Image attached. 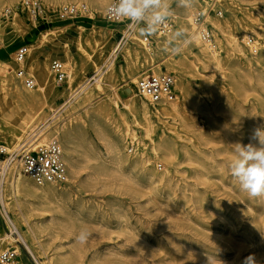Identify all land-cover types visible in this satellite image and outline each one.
Returning a JSON list of instances; mask_svg holds the SVG:
<instances>
[{"label":"bare ground","instance_id":"6f19581e","mask_svg":"<svg viewBox=\"0 0 264 264\" xmlns=\"http://www.w3.org/2000/svg\"><path fill=\"white\" fill-rule=\"evenodd\" d=\"M17 1L22 5L21 9H26L22 0H0V15L5 9V3ZM52 1L73 4L77 3L75 1L78 0ZM85 1L92 8L91 14L93 16H102L105 6L110 0ZM238 1L252 5L258 14L264 15L256 6L258 3L264 4V0ZM167 2L170 6L173 0H167ZM44 5L48 8L52 7ZM197 7L195 5L190 11L179 9L183 13L180 26L187 29L190 39L189 45L195 50L189 56L187 53L181 52L178 56L165 58L160 64L152 63L150 47L148 44H144L139 36H136L138 29L134 28V33L127 35V42L123 43V47L121 46L124 65L116 68L110 59L109 63L94 69V73H96L93 78L94 83L78 82L76 88L73 87L72 83L77 78L76 66L72 62L66 64L70 90L75 89L70 93L72 98L69 102L71 104H67L69 107L64 111L66 117L61 118L62 123L59 128L55 127L52 130L49 128L56 125L60 114L57 113L51 117L53 121L50 123L42 108L44 103L41 102V98H45L46 94L53 89L48 78L49 75L52 76L50 70L45 68L43 72V75H46L44 85L50 83L48 85L50 89L45 93L43 85L33 89L23 84L15 73V61L13 59L0 62V86L5 91H2V94L5 95L3 94L4 97L0 99V110L3 111L0 118H2L5 127L0 133V139L6 144L3 146L4 149L10 151L7 152L9 154L18 153L23 148L24 150L37 149L46 145L51 139H56L59 142L62 162L66 168V181L62 186L53 182L37 184L23 172L19 158L14 157L7 159V163L4 162L6 166L2 172V180H4L2 191L4 187L9 190L11 201L8 202L9 200L4 199V194L1 192L0 194L4 206L13 213L12 222L18 234H15V237L1 235L0 243L3 247L6 243L11 244L15 240H19L32 255L36 264H82V253L79 245L76 244L77 240L70 246L68 252L61 251L65 245L62 243L50 249L52 253L47 252L48 243L57 238L58 234L56 232L46 234L47 223L41 219L33 218L35 211L52 212L49 221L54 222L55 227L62 226L74 230L77 219L75 212L69 208V204L81 206V198L80 196L74 198L72 188H76L80 192H97L104 187V185L98 186L100 176L136 180L137 177L132 175L131 171L137 172L135 174L138 176L144 175L150 184L170 185L172 177L169 168L177 167L183 163L201 166L202 170H196L194 174L198 180L204 182L207 180L205 175V156L207 153L205 154L201 146L214 141L212 131L215 130L216 126L234 138L235 141L241 142L242 132L236 131L235 127L223 122L224 120L219 121L215 112L221 110L226 114L230 113L231 98L226 92V86L235 93L256 94L257 100H260L264 106V99H261L256 92V86L264 89V41L259 43L257 53L254 55L257 56L256 63L259 68L253 67L249 56L245 53L244 45L233 31L231 19L220 20L212 18L211 14L207 15L205 20L206 22L209 21L213 28L212 43L202 39L193 18ZM237 20L242 27L243 35L241 38L248 35L249 32H253L264 40V24L254 13L245 9L241 18ZM24 23L23 18L15 15L9 25L13 30L19 32L20 26ZM7 27L8 24L0 25V43L5 38ZM170 35L156 37L159 40L153 49L155 53L160 54L163 49L168 48ZM104 40L105 38L101 34V42ZM85 42L90 44L87 38H85ZM93 45L94 50L101 46L100 42L95 40ZM92 56L89 54L87 60L92 61ZM146 64L148 65L145 66ZM160 65L175 73L177 94L171 99L161 101L156 107L147 101V98L137 95L134 87L132 90L131 84H134L139 77L148 72L159 73L162 69ZM102 73L103 75L100 76ZM118 73L122 75L120 76L122 79L120 84L130 88L132 95L139 97L138 100H135L130 95V98L128 97L126 101L122 102L131 121H128L125 114L118 108V102L121 100L116 90L118 85H115ZM187 76L191 77L190 81L186 80L185 77ZM197 79L200 83L194 87L193 80ZM7 98H9V103L4 107L1 102L7 101ZM230 116L231 118L235 117L231 113ZM240 117L242 125L252 135L258 129L256 122L249 115L243 113ZM49 124L51 125L47 128ZM137 130L143 133V138L137 137ZM126 136L131 138L135 146L131 154L124 153L120 147L121 143L123 145L126 143ZM94 137L104 145V151L97 149L94 144ZM175 137L182 140L181 145L178 146ZM144 140L149 141L148 148L153 158L157 156L158 159L160 157L164 163L163 169L159 168L157 162L150 159L149 155V157L146 156ZM179 151L183 155L181 161L177 158ZM229 155L234 158L235 153L229 152ZM84 167H88L89 171L82 177L81 168ZM6 178H8L7 185L5 184ZM195 194L197 199L202 201L203 196L198 192ZM20 224H24L26 230H20ZM91 228L87 227L88 230ZM93 259L91 258L92 261ZM12 264L17 263L12 262Z\"/></svg>","mask_w":264,"mask_h":264},{"label":"rangeland","instance_id":"374dc122","mask_svg":"<svg viewBox=\"0 0 264 264\" xmlns=\"http://www.w3.org/2000/svg\"><path fill=\"white\" fill-rule=\"evenodd\" d=\"M40 1L53 8L61 6V4H69V2L55 3L52 0ZM75 2L87 4L88 17L65 21L54 20L48 23H41L33 19L26 9H21L22 5L18 1L5 3V8H11L12 12L6 20L2 18V14L0 15V25L8 24L5 38L0 43V62L12 60L15 48L19 45H26L28 53L21 64L15 62V73L22 68L28 75L33 76L35 83L32 86L33 89L43 85L45 93L49 91L48 85L50 83L44 85L46 75H43V72L45 68L48 71L50 70L52 60L65 62L66 67L69 62L74 63L77 78L72 85L75 88L78 82L88 81L94 83L93 78L96 75L94 69L97 67H102L110 61L116 68L124 65L121 46L123 47V43L127 42L128 37L120 34L121 26L105 23L103 20L104 13L102 16H93L91 14L93 10L85 0ZM244 4L238 0H196L197 11L206 12L207 14L204 13L205 18L211 14L212 18L220 20L231 19L233 31L239 38L243 34L242 27L237 19L241 18L245 9L254 13L260 22L264 24V15L258 14L252 5ZM256 6L264 14V4L258 3ZM170 8L173 10L170 17L173 19L176 29L180 26L181 19L183 20V13L179 11L180 8L177 7L174 0ZM216 10L221 12L220 16H217ZM15 15L23 18L25 22L24 25L20 26L19 32L13 30L9 25ZM207 23L210 24L209 21ZM135 28L138 29L136 36L142 39L141 31L138 27ZM133 33L134 31L131 34ZM101 34L105 38L104 42H101ZM248 34L254 37L255 42L258 43L257 47L260 45L259 43H263L264 40L255 33L249 32ZM85 38L90 41L89 45L86 44ZM94 40L100 42L101 48L97 47L94 50ZM158 40L156 39L152 45H148L152 52L151 62L155 64H160L170 56H178L181 52H185L189 56L192 51H195L191 45L187 44L179 54H173L170 46L165 50L163 49L160 54L155 53L153 49ZM128 42L131 43V41ZM116 48L118 49L116 50ZM245 53L249 56L247 57L253 67L259 68L256 63L257 56L249 55L247 49ZM89 54L93 55L91 57L93 62L87 60ZM160 66L162 70H166L164 66ZM166 71L175 75L171 70ZM66 72L68 76V70ZM117 75L115 85H118L116 90L119 99H121L118 102V108L125 114L126 119L131 121L130 115L123 107L122 102L132 95L134 84H131L132 90L127 86H122L123 84H120L122 81L120 76L122 75L119 73ZM48 78L53 89L46 94L45 98H41L42 104L44 103L42 108L50 123L53 121L51 117L57 113L60 114L54 127H50L51 124L47 126L52 130L55 127L59 128L62 123L61 118L65 116L64 111L69 107L67 104H71L69 102L72 98L70 93L75 88L70 90L68 77L64 82H57L54 76L49 75ZM185 78L188 81L191 80L190 76ZM193 82L194 87L200 83L199 79L193 80ZM225 88L231 98L230 113L235 117L231 118L230 113L226 114L221 110H217L215 112L217 118H219V121L224 120L223 122L235 127L236 131L242 132L241 142L239 143L244 145L250 142L256 143L251 139L253 134L250 135V131L242 125L240 116L241 113L249 115L256 122L257 128H264V106L260 100H257L256 94L235 93L230 91L227 86ZM3 90L0 86V99L5 95L2 94ZM256 90L260 98L264 99V89L256 86ZM176 94L177 90L175 88ZM131 97L135 100L139 99L138 96L132 95ZM8 103L9 98H7V101L1 102L4 107ZM1 112L3 111L0 110V114ZM4 129L3 120L0 118V133ZM136 133L138 138H143V133L140 130H137ZM212 134L214 141L201 146L205 154L207 153L205 156L207 180L204 182L198 180L194 174L196 170L201 171L202 167L197 164L186 163L169 168L172 177L170 185L150 184L144 175L140 174L138 176L135 171H131V174L137 177L136 180L133 178L128 180L126 178L100 176L98 186L104 185V187L97 192H80L76 188L71 189L72 194L75 195L74 198L76 196L81 198V206L72 205L69 202V208L75 212L77 219L74 230L62 226L55 227V223L49 221L52 212L35 211L33 218L41 219L47 223L46 234L56 232L59 237L48 243L47 252L52 253L50 249L59 243L65 244L61 251L68 252L70 246L77 240L81 229L92 227L91 230L87 229L89 235L84 243L76 241L81 249L82 264H92L93 261L94 264H101L102 262L103 264H208V258L210 264H244L245 258L249 256L254 258L255 264H264V196L250 197L246 192L241 191L238 182L231 175L229 165L233 158L229 155V152H234V144L238 141H235L218 126L212 131ZM125 140L126 143L124 145L121 143L120 147L124 153L131 154L128 153L127 149L132 146L133 152L135 146L130 137L126 136ZM175 140L178 142V146L181 145L182 140L176 137ZM144 142L146 143V156L149 155L150 159L157 162L158 167L163 169L165 165L160 157L158 159L157 156L153 158L150 153L149 141L144 140ZM0 144L6 145L1 139ZM94 144L99 151H104V145L95 137ZM6 152L10 151L7 150ZM177 158L179 161L183 159L181 151H179ZM88 171V167L81 168L82 177ZM7 183L5 182L6 185ZM144 186L145 189H143ZM133 189L134 191L137 190L136 192L139 191V193L134 192ZM196 192L203 196L202 201L197 199ZM2 193L4 199L10 202L9 190L4 187ZM7 210L13 215L9 208ZM19 228L20 230H26L24 224H20ZM10 245L16 249L18 254L14 262L17 264H36L23 244L12 242ZM91 258H94L93 261Z\"/></svg>","mask_w":264,"mask_h":264},{"label":"built area","instance_id":"2783aa9c","mask_svg":"<svg viewBox=\"0 0 264 264\" xmlns=\"http://www.w3.org/2000/svg\"><path fill=\"white\" fill-rule=\"evenodd\" d=\"M115 0H110L104 10L103 20L110 25H120L122 30L120 34L124 37L131 34L135 26L131 25L130 21L117 18L109 11ZM23 6L33 19L41 23H48L54 20L65 21L76 18L88 17L87 4L73 3L64 4L58 7L47 8L40 0H22ZM12 9L5 8L2 12V18L6 20L11 15ZM217 15H221L219 10H216ZM194 22L202 39L212 43V27L205 20V14L197 11L194 14ZM173 19L170 17L165 24L159 28L154 34L142 33L141 38L144 44L152 45L156 37H166L175 29ZM140 30V29H139ZM239 40L248 50L249 55L254 56L257 53V45L255 39L251 35L245 37L240 36ZM117 50V49H116ZM114 52V51H113ZM28 49L26 45H19L14 50L13 59L17 64H21ZM65 63L59 60H52L50 62V72L57 82H64L67 79ZM16 75L22 79V82L27 86H34V78L28 75L22 68L18 69ZM95 77V76H94ZM134 90L137 95L145 97L152 103L153 106H158L163 100L171 99L175 95V77L171 72L165 69L159 73L148 72L139 77L134 83ZM21 149L18 153H7L3 145L0 144V192L2 193V172L5 169L7 159L14 157L19 158L22 165L23 172L30 177L37 184H44L53 182L58 185H63L66 181V168L62 162V154L59 142L56 139H51L46 145H42L37 149L24 150ZM128 153L132 152V146L127 149ZM4 162H6L4 164ZM8 182V181H7ZM3 194V193H2ZM0 234L5 237H15L18 234L12 222V214L7 210L3 204V198L0 194ZM2 235V236H3ZM1 236V235H0ZM15 243H21L15 240ZM22 244V243H21ZM18 257L16 249L10 244L6 243L3 247L0 243V264H12Z\"/></svg>","mask_w":264,"mask_h":264},{"label":"clouds","instance_id":"9594fccd","mask_svg":"<svg viewBox=\"0 0 264 264\" xmlns=\"http://www.w3.org/2000/svg\"><path fill=\"white\" fill-rule=\"evenodd\" d=\"M177 7L185 11L192 10L196 0H174ZM117 18L131 22L144 34H154L170 18L173 11L167 0H115L109 9ZM190 43L187 29L177 27L170 35L168 44L173 54H179L182 48ZM252 140L256 143L234 144V158L229 168L234 180L239 184L241 191L250 197L264 196V128L254 131ZM87 229H81L77 236L79 243H84L88 238ZM208 264L210 259L208 258ZM244 264H255L254 258H245Z\"/></svg>","mask_w":264,"mask_h":264}]
</instances>
